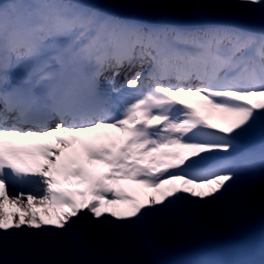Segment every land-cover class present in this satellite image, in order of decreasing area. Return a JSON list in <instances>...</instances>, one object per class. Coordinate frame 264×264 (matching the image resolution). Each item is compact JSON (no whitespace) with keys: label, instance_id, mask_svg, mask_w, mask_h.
Wrapping results in <instances>:
<instances>
[{"label":"snow or ice","instance_id":"1","mask_svg":"<svg viewBox=\"0 0 264 264\" xmlns=\"http://www.w3.org/2000/svg\"><path fill=\"white\" fill-rule=\"evenodd\" d=\"M22 6L25 11L17 13L15 4L9 8L0 0V232H67L87 214L136 223L185 198L215 200L231 190L236 173L212 161L257 125L264 131V28L177 32L170 40L166 33L105 16L82 0H25ZM226 6L264 19V0ZM177 43L191 50H179ZM61 49L98 68L138 56L152 71L148 83H142L141 72L126 82L135 91L123 97L116 115L86 109L71 90L58 101L49 90L50 103L34 118L42 97L32 89L9 88L8 72L22 68L18 83H29V62L45 50ZM54 59L62 62L59 55ZM45 67L38 69L37 84L51 79ZM171 78L176 83H163ZM193 79L199 83H187ZM10 118L15 122L9 124ZM53 118L58 122L48 127ZM95 165L106 170L96 171ZM72 180L84 187L63 186ZM17 184L34 188L18 191ZM142 189L152 192L141 195ZM5 203L17 211L6 212ZM34 204L43 211H34Z\"/></svg>","mask_w":264,"mask_h":264},{"label":"rangeland","instance_id":"2","mask_svg":"<svg viewBox=\"0 0 264 264\" xmlns=\"http://www.w3.org/2000/svg\"><path fill=\"white\" fill-rule=\"evenodd\" d=\"M170 1V0H169ZM111 4L116 5H124L121 0H108ZM193 2L194 0H171L170 3V10L173 8L174 13L179 15L184 14H194L193 9ZM215 2V3H214ZM23 3L20 4L23 5ZM236 0H208V10L209 13L212 15H223L224 12L231 10L234 14L236 13V16H240L241 13H243V16L245 17V13L248 11L228 7L226 5L235 4ZM152 6H157V0H143V9L150 8ZM19 7V6H18ZM246 8H252V5H246L243 6ZM17 12V11H16ZM239 14V15H238ZM249 18H258L257 13L254 12H248ZM253 14V15H252ZM146 15L148 16H156L153 12H146ZM234 16V15H232ZM108 82H112V79L109 77ZM126 82V80H125ZM105 86L108 84L107 82L104 83ZM260 126L257 125V127L248 134L250 138L254 137L255 130L259 129ZM255 151L257 154H262L264 158V148L261 144H258L256 146ZM43 162V161H42ZM240 163L242 165H249L254 171L258 170H264V164L261 162H257L254 160H248L244 161L243 159L240 160ZM237 173V171H234ZM238 175V174H236ZM243 175V174H242ZM20 184L16 185L17 190H24L25 192L29 191L26 190V188H21L19 186ZM34 188V186H33ZM238 194H245V190L241 189V186L237 187ZM257 195L259 197L264 196V190L261 187H258L257 189ZM237 196V195H236ZM195 203L192 205V207L189 209L192 213L196 215V220L199 221L200 227L202 228L203 232L206 234L207 237H213L214 234H222V231L227 230L232 232L233 234H238L240 231V227L233 218V215L229 212L226 203H230L232 207L238 211L242 212L244 211L246 220L247 217L249 219H252L254 217L261 216V211L264 203H256L254 207V214L251 216H248L245 212V205H247L244 202H239V200L233 195L231 191H229L227 194H225L220 199L215 200H209V201H200L194 199ZM233 201V203H232ZM245 204V205H244ZM218 205H221V213H219V208H217ZM4 210L6 212H13L17 211V207L13 205H8L5 203ZM33 210L37 212L43 211V206L33 205ZM221 214L222 216L220 217ZM86 219L90 220L93 225H91V229L95 230V239L97 241L104 242L107 240V234L102 225H104L102 219L96 220L94 219L90 214L87 215H81L80 219ZM156 218L158 221V228L160 233H164L169 235L171 237V245L172 244H184L187 243L189 247L193 248H200L203 243H205V239L194 237L189 230L191 229L192 222L188 221L187 219V213L184 211L180 204L175 205L174 208L168 210V211H162L159 214H155L153 216V219ZM220 220H222L226 225L223 227H220ZM102 226V227H101ZM135 237L133 239L129 238L127 234L123 233V239L117 243V250L121 252H124L129 258H125L123 254H121V259L123 264H157L161 260V256L155 249H152V247L149 245L147 236L145 232L141 229L140 225H135ZM77 228V226H76ZM104 230H103V229ZM37 233L35 234L37 237V240L39 241V244L35 242V239L32 240L29 244L27 243V234H34L33 229H29L27 227L22 228L21 230H14L16 233L13 235H10L9 233H2L0 232V247L5 254L6 258L8 260H14L16 261V255H17V261L19 264H48L46 263L48 261L52 262L53 254L51 251L56 250L57 253L61 254V257H65L64 261L69 262L70 259L74 260L76 259V252H81L82 250H78L75 241L74 243L71 241L69 236H65L64 238L60 235V230L51 228V231L54 232L55 235V243H54V249H50V246L46 243V233L45 230H36ZM13 230H10L12 233ZM91 231V230H90ZM73 237V236H72ZM218 238L220 235L217 236ZM73 238H76V235H74ZM64 239V242H63ZM244 241L247 243L248 251L253 254V256H256L260 253L259 250V244L260 248L264 247V235L261 237L262 243L258 242V236L254 235L251 236L249 239L244 238ZM228 249L224 250V252L221 254V257L223 258V261L226 264H244L245 260L239 256V250L242 248L243 244H240L239 240H236V238L232 240L225 241L224 243H227ZM80 244V242H79ZM238 244V245H237ZM100 245V244H99ZM236 245V246H235ZM227 246L223 247L225 249ZM98 247V244H97ZM106 249H102L104 255L108 256L107 247ZM222 248V247H220ZM214 250H217V248H214ZM31 250H34L35 255H45V259L43 258H33V255L31 254ZM263 250V249H262ZM264 251V250H263ZM189 252V251H188ZM158 258H155V255ZM193 257L194 264H211V256L210 254L206 256H197L195 253H189ZM63 255V256H62ZM188 256L187 252H183L179 258L178 263L183 264L185 258ZM44 260V261H43ZM110 262L112 261L109 257ZM124 260V261H123ZM149 260V261H148ZM262 264H264V260L262 261Z\"/></svg>","mask_w":264,"mask_h":264},{"label":"bare ground","instance_id":"3","mask_svg":"<svg viewBox=\"0 0 264 264\" xmlns=\"http://www.w3.org/2000/svg\"><path fill=\"white\" fill-rule=\"evenodd\" d=\"M142 0H139V2H141ZM223 22H230L232 23L233 21H224ZM236 23V22H233ZM171 23H168L165 26L166 29H168L170 27ZM240 25L242 26H246V29H255V30H260L262 28H264V21L257 24V23H252V22H248V21H244L243 19H240L239 22ZM180 25V24H179ZM174 27V26H173ZM258 27V28H257ZM156 29V28H154ZM174 31L171 32L170 34L168 33V31L164 32L167 34L169 39H172L173 34L174 33H183L185 31V34H189L190 32L188 30H186V28H178V26H176L175 29H173ZM149 66V65H148ZM147 66V67H148ZM144 72H147L146 68L143 70ZM240 183L242 185V187L245 188L246 190V195H238L239 198H242L244 201H246L248 203V205L251 207L252 205L256 204V203H264V196L263 197H259L257 194V189L258 187H261L264 190V171H256L253 174H248L246 177L242 176V175H236L235 180L232 182V188L231 190L235 191L236 190V184ZM132 187H136V186H132ZM152 190L151 189H142L141 191V195L143 194H151ZM194 199L191 198H185L181 203H179L188 213H189V218L194 222L195 226L198 227L199 223L197 222L195 216L188 210V207H192V205L196 202H194ZM194 202V203H193ZM226 206L229 210V212L233 215L235 221L237 222V224H239V226L242 228H248L249 225L247 223V221H245L243 219V214L242 213H238L236 210H234V208L229 204L226 203ZM221 205H218L217 208H219V213H221L222 209H221ZM155 215V214H154ZM220 217L222 216L221 214H219ZM152 216H149L147 219H144L140 222H136V223H129V222H124V221H117L114 218L110 217V216H105L104 220V225H102L106 231L107 234V242L109 247L112 249L113 253H115L116 251V246L115 241H121L123 239V233L125 232L127 234V236L129 238H134L135 237V225H140L141 229L144 230L148 236H150L153 240L158 239H165L168 235L164 234V233H159L157 234V230L158 227L157 225H159L157 223L156 219H153ZM86 226L89 225H93L91 221H87L85 223ZM101 226V227H102ZM225 226V223L220 220V227ZM103 229V228H102ZM103 229V230H104ZM33 233L34 234H28L27 238H28V242H32V240L35 239V242L39 244V241L37 240L36 237V231L33 229ZM60 235L64 238L65 236H71L69 234V231L64 232L60 230ZM47 240L51 246V241L52 238L50 236H47ZM46 240V243L48 244ZM64 242V239H63ZM48 244V245H49ZM82 257H78L79 260H81ZM162 264V263H161Z\"/></svg>","mask_w":264,"mask_h":264}]
</instances>
